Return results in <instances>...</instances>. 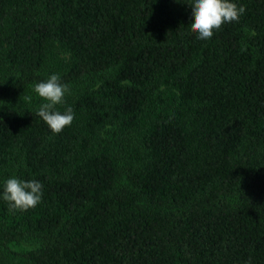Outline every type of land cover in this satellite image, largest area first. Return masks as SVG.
I'll return each instance as SVG.
<instances>
[{"label":"trees","instance_id":"trees-1","mask_svg":"<svg viewBox=\"0 0 264 264\" xmlns=\"http://www.w3.org/2000/svg\"><path fill=\"white\" fill-rule=\"evenodd\" d=\"M233 2L199 40L192 0H0V264H264V0Z\"/></svg>","mask_w":264,"mask_h":264},{"label":"clouds","instance_id":"clouds-1","mask_svg":"<svg viewBox=\"0 0 264 264\" xmlns=\"http://www.w3.org/2000/svg\"><path fill=\"white\" fill-rule=\"evenodd\" d=\"M190 6L194 19L190 28L199 40L211 39L214 32L225 24L238 22L246 11L233 0H192ZM252 35H255L254 31ZM34 91L45 101L40 105L37 115L53 134H60L72 125L75 118L73 109L68 107L63 113L56 109L57 105L65 103V94L70 92L69 86L61 82L59 74H52L46 81L36 83ZM42 194L43 185L39 181L12 177L5 181L2 198L11 211H27L41 202Z\"/></svg>","mask_w":264,"mask_h":264}]
</instances>
